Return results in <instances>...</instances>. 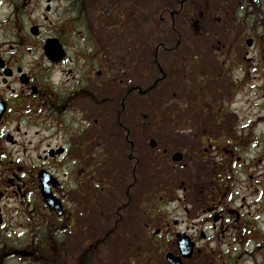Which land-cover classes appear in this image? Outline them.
Listing matches in <instances>:
<instances>
[{
	"label": "flooded vegetation",
	"instance_id": "1",
	"mask_svg": "<svg viewBox=\"0 0 264 264\" xmlns=\"http://www.w3.org/2000/svg\"><path fill=\"white\" fill-rule=\"evenodd\" d=\"M170 1L173 6L179 7L178 16L187 10L191 13L188 24L190 32L204 38L212 35L217 26L226 37H230V31L238 34L239 28L234 24L239 15L243 11L249 13V10H254V52L264 50V34L259 35L257 29L263 17L264 0ZM75 2L79 3L80 0H74L72 4ZM34 3L35 0H0V31L3 19L8 32L11 21H14L12 16L27 10L33 15ZM30 22L29 34L33 47L36 25L33 18ZM262 28L264 30V20ZM8 35L0 33V166L1 158L6 157L4 154L7 153L4 142L9 143L8 146L18 143L12 133L13 127L20 134L23 124L36 125L35 113L38 115L42 111L41 102L49 89V85L42 89L38 85L42 81L36 79L34 71L30 72L24 65L28 57L34 60L33 48L26 51L20 49L27 40L24 37L18 39L17 36V41L11 42L7 40ZM178 37V44H181L182 36ZM59 40L63 42L62 37ZM242 43L243 35L240 34L235 40L228 39L222 45L224 50L229 46L230 49L235 48L230 58L233 60H228L234 66L238 65L244 51ZM231 54L227 53V56ZM94 60L97 59L92 54V66ZM94 72L93 67L85 77L86 89L82 80L77 81L69 95L76 94L81 101L83 95L87 94L95 104L98 79L94 80ZM58 102L62 103L58 107L60 113L65 112L71 104L61 99ZM260 119L254 121V134L251 137V152L255 158L245 172L239 170L246 162H241L238 153L243 149L244 142L237 135V125L231 123L229 127L227 121H199L194 125L196 134L178 149L168 146L147 152L146 140L142 147L144 150H141L140 170H126V175L132 179L121 186L112 201L105 200V207L99 209L96 200L98 189L94 184V180L98 179V168H94L93 164L83 168L82 138L78 139L71 152L60 145L48 144L44 155L39 156V160H44L46 164L37 170H34L37 164L25 170L21 158L15 162L16 169L13 163L8 162V167L0 170L4 179L5 173L13 174L2 182L0 176V237L3 240L8 228L6 220L3 221V216L8 212L2 209L1 203H4L3 196H7L6 191L10 189L14 197L11 201L16 206L15 215L29 220L31 234L37 230L39 232V236L32 235L27 250L36 255L49 248L58 252L65 264L68 246L72 245L68 242L74 240L86 241L76 254L78 264H264V117ZM259 124L263 125V129L257 132ZM212 126H218L216 132H221L222 136L212 139ZM34 150L33 145L25 148L22 153L25 159L31 158L37 151ZM90 150L88 157L98 156L97 149L92 145ZM176 152L183 154L180 164L171 161ZM149 154L154 158L152 170L146 169V156ZM70 156L74 157L71 161H76L77 166L71 169L70 178L74 186L69 188L66 173L60 176L58 167L53 166L51 161H60L63 166L71 162L68 159ZM24 171L36 174L37 185L32 183L29 187L24 181L27 177ZM42 171L48 175V186L52 193L62 202V217H57L45 206L41 208L40 201L32 200L36 193L40 199L39 175ZM88 172L90 175L84 178V173ZM84 183L91 189L87 194ZM84 197L87 199L84 200ZM85 203L89 204L87 214L90 217L82 212ZM72 204L75 210L70 209ZM41 210L45 212L41 214ZM124 230L125 233H122ZM52 236L60 240L51 239ZM117 240L123 241L124 248H116L117 256L121 258L114 262L106 256H110L107 250L112 244L115 246Z\"/></svg>",
	"mask_w": 264,
	"mask_h": 264
},
{
	"label": "rangeland",
	"instance_id": "2",
	"mask_svg": "<svg viewBox=\"0 0 264 264\" xmlns=\"http://www.w3.org/2000/svg\"><path fill=\"white\" fill-rule=\"evenodd\" d=\"M73 1L35 0L34 14L32 15L27 10V12H22L23 14L12 16L14 21H11L12 26L8 32L7 24L4 19L2 21L0 33L13 36L8 35V41L16 42L17 36L18 39L24 37L27 43L24 42L20 49L26 51L27 48H33L34 60L31 61L28 57V60H24V65L30 72L34 71L36 79L42 81V83H38L41 88L43 87L42 89L48 88V85L49 89L44 101L41 102L42 111L38 115L35 113L36 125L23 124L20 134L16 133L17 129L13 127L12 133L18 143L15 146H8L9 143L4 142L3 147L7 153L4 154L6 155L3 157L4 159L1 158L0 170L8 167L6 159H9V164L13 163L12 166L16 169L17 158L23 160L22 166L25 170H30L33 164H37L34 169L37 170L46 164L44 160H39V156L44 155L48 144L60 145L71 152L75 149L79 138L82 137L83 143L87 144L89 137L96 136L97 133L100 143L97 152L110 154L105 163H101L107 164L108 173L113 176L109 180V187L117 189V185L121 184L118 181L125 179L121 176L123 169L140 170L138 146L143 143L144 132H151L154 136H150L175 148L180 142L186 144V138L192 134L190 129L176 131L167 127L171 126L168 123L173 121L183 122L184 126L189 118L186 113L192 111L195 113L190 119L191 121L213 120L217 108H222L224 112L221 120L227 121L226 124L230 123L229 127L231 123L237 125V130L243 140L247 141L249 137L251 139L254 134L253 122L261 121L260 118L264 116V108H257V106H264V50L254 52V48L249 49L244 43L241 44L244 51L235 67L228 61L233 60L230 58L233 56L235 48L230 49L229 46L224 50L222 45L226 44L228 39L235 40V37L240 34L254 39V10H249V13L243 11L239 15L237 19L239 22L238 34L230 31L228 33L230 37H226L217 26L216 31L212 34L211 42L213 43L205 44L208 43V40L204 39V44H201L198 43V40L189 38L193 36V33L190 32L188 26L191 14L188 10L181 14L182 20L180 17H176L175 22L171 23V14L175 10H179V7L173 6V2L170 0H148L147 2L146 0H80L79 3H74V5L77 3L76 6L72 4ZM208 1L213 2V0ZM128 10L135 18L137 16L142 18L141 20L137 19L132 25L128 18L129 28L126 26V20L121 16ZM262 12L263 17L257 26L259 35L264 34L262 28L264 9ZM32 18L35 25L40 28V35L34 37L33 47L29 34ZM173 25H176L178 30L171 32ZM183 25L185 26L183 27ZM148 31L150 35H148ZM178 32L185 36L186 43L175 51L174 44ZM59 37L63 38L70 61L63 65L52 66L44 54L43 47L48 38L58 39ZM94 40H101L102 44H95ZM154 53L157 60H151L153 58L151 55ZM227 53L232 54L228 57ZM89 54H94L97 59L93 62V66L89 60ZM151 61H156L160 71L152 72L150 70ZM178 65L180 71H178L179 69L173 70ZM93 67L95 69L94 80L99 79V86L98 106L91 110L88 108L89 101L81 102L76 94L69 95L68 92L80 80L83 81V88H87L85 77ZM101 70H103V74L100 76L97 71ZM179 72H184L188 76L183 77L186 80L184 90L182 85L177 83ZM161 76L163 80L157 84V90L149 92L148 96L143 93L142 96H137L139 93L135 91L136 88L143 92L152 87ZM106 77L108 80H105ZM143 77L147 78L142 79ZM198 88L204 91L199 93V97L195 94ZM192 94L198 98L195 99L196 97ZM131 96L132 98H130ZM187 97H191L192 101H186ZM58 99L71 103L67 114L58 112V107L62 105ZM157 100H164L170 109L167 106V112L160 113L152 105ZM202 100H205L204 103H201ZM177 102L187 106H173ZM199 103L206 107L204 116L195 107ZM213 103L216 104L215 107L212 106ZM207 104H210L209 108ZM75 120L76 122H74ZM97 120L98 124L94 125ZM159 123L165 124L157 128L156 124ZM246 124L248 127H245ZM242 127L245 129L242 130ZM262 129L263 125L259 124L257 132ZM122 131L125 133L122 134ZM57 133L59 134L55 136ZM217 135L218 133H215V136ZM126 138H133L134 146L126 144ZM30 143L37 151L34 150L35 153L32 157L25 159L22 153L25 148L32 146ZM162 143L161 146L165 147ZM174 143H177V146H174ZM220 143L221 141H219ZM247 146L238 152L240 157L246 161L239 169L241 173L248 170L255 158L252 152L245 151ZM131 147H135V150H130ZM86 149L87 145H85ZM125 149L128 150L127 153ZM68 159L71 161L74 157L70 156ZM51 163L58 167L57 171L60 176H64V173L68 174V178L65 177V180L68 181L67 186L69 188L74 186L70 174L71 169L74 170L77 166L76 161L72 160L63 166L60 161H51ZM25 173L27 177L24 178V181L29 187L32 186V183L37 185L36 174H30L29 171ZM5 174L4 179L0 173L1 182L5 181L6 177L13 176L11 172ZM17 174L21 177L19 172ZM6 193L7 196H3L4 203H1V206L4 211L8 212L3 216V221L6 220L8 228L3 235V241L0 237V242H3L0 247V264H65L64 258L49 248L36 254L33 260L7 255L13 250L27 249L32 242L34 233L31 234L32 225L30 222H26L27 218L15 215L16 206L11 201L14 200L13 191L8 189ZM38 197L39 194L36 193L32 200L39 202ZM122 233H125V230ZM34 236H39L38 230ZM51 239L56 240L57 238L52 236ZM70 243L72 245L68 246L70 251L67 264H78L76 254L86 241L75 242L74 240L68 242V244ZM113 245L107 250L110 256L106 257H110L112 261L116 262L121 257L117 256L115 246L123 249L124 243L117 240L115 246Z\"/></svg>",
	"mask_w": 264,
	"mask_h": 264
},
{
	"label": "water",
	"instance_id": "3",
	"mask_svg": "<svg viewBox=\"0 0 264 264\" xmlns=\"http://www.w3.org/2000/svg\"><path fill=\"white\" fill-rule=\"evenodd\" d=\"M35 33L37 35V29L35 30ZM247 43L249 46L252 45L251 41H248ZM45 53L48 58L54 62H59L65 57L64 49L58 40H49L45 46ZM175 159L179 160L180 157H176ZM44 195L47 199L48 204L52 205L53 200L51 199V196L45 193V191Z\"/></svg>",
	"mask_w": 264,
	"mask_h": 264
},
{
	"label": "trees",
	"instance_id": "4",
	"mask_svg": "<svg viewBox=\"0 0 264 264\" xmlns=\"http://www.w3.org/2000/svg\"><path fill=\"white\" fill-rule=\"evenodd\" d=\"M148 0H146V2H147ZM146 5V4H145ZM145 5H143V8H144V6ZM133 18V16L130 14L129 15V19H130V21H131V25L135 22V20H134V18ZM127 21H128V15L126 16V18H125ZM142 18H139V20H141ZM145 19H149V18H145ZM151 21V20H150ZM172 23V22H171ZM128 24H130L129 22H128ZM147 24V23H146ZM148 25V24H147ZM164 30V29H163ZM171 30V29H170ZM152 33V32H151ZM148 35H150V32L148 31ZM150 69H151V71L152 72H154L155 70H157V66H156V64H151L150 65V67H149Z\"/></svg>",
	"mask_w": 264,
	"mask_h": 264
},
{
	"label": "bare ground",
	"instance_id": "5",
	"mask_svg": "<svg viewBox=\"0 0 264 264\" xmlns=\"http://www.w3.org/2000/svg\"><path fill=\"white\" fill-rule=\"evenodd\" d=\"M74 117V116H73ZM75 119V118H74ZM75 122H76V120H75Z\"/></svg>",
	"mask_w": 264,
	"mask_h": 264
}]
</instances>
